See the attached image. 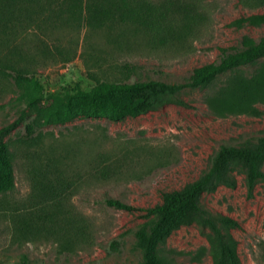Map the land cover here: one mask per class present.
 <instances>
[{
  "label": "rangeland",
  "instance_id": "1",
  "mask_svg": "<svg viewBox=\"0 0 264 264\" xmlns=\"http://www.w3.org/2000/svg\"><path fill=\"white\" fill-rule=\"evenodd\" d=\"M203 5L205 20L185 45L160 50L133 43L116 49L109 39L122 35L120 25L110 31L90 28L83 20L57 22L41 36L49 49L45 54L35 50L39 36H31V74L46 95L76 85L89 91L100 80L185 83L196 68L217 61L222 48L238 46L245 35L264 37V25L233 24L264 13V3L249 7L241 0H203ZM21 91L15 81L0 76V133L13 153L15 176V189L0 195V264H139L136 232L146 221L145 210L161 204L165 193L197 180L223 144L242 147L264 136L263 104L260 117L220 118L205 103L206 91L190 88L181 89L176 101L139 116L78 118L29 134L26 124L39 119L19 99ZM45 173L53 184L59 178L71 183L65 207L88 222L85 242L68 246L54 227L41 223L26 221L28 230L21 227V218L34 209L38 174ZM229 174L231 181L205 193L202 203L239 223L231 234L241 264H261L264 176L250 185L247 170L237 163H231ZM110 200L130 209L110 206ZM210 237L209 228L198 221L181 225L168 237L164 254L178 264H215L209 252L200 262L193 258L211 247ZM115 240L120 246L113 251Z\"/></svg>",
  "mask_w": 264,
  "mask_h": 264
},
{
  "label": "trees",
  "instance_id": "2",
  "mask_svg": "<svg viewBox=\"0 0 264 264\" xmlns=\"http://www.w3.org/2000/svg\"><path fill=\"white\" fill-rule=\"evenodd\" d=\"M249 7H258L264 0H241ZM203 0H0V76L13 80L22 89L19 99L33 111L37 123H27L33 134L37 128L66 124L78 118H105L111 121L139 116L176 101L181 89L206 91L205 103L220 118L232 115L260 117L264 105V37L243 36L236 47L222 48L217 61L196 68L185 83L162 80L133 82L96 81L89 91L80 86L66 87L46 95L45 87L31 74L34 66L31 36L37 34L35 50L49 51L41 36L62 20H83L90 28L113 30L123 26L122 35L109 39L116 49L123 46L160 50L184 46L205 20ZM237 28L264 25V13L241 17L233 22ZM129 31L130 36L126 34ZM141 38V43L136 39ZM31 43V47H30ZM28 47V48H26ZM237 163L247 170L250 185L264 176V136L250 140L246 146L223 144L211 157L209 168L181 190L165 193L161 204L145 210L146 221L136 232L137 248L142 253L139 264H178L165 253L171 232L198 221L211 232L208 249L203 247L194 260L200 262L207 252L215 264H241L237 243L231 230L239 223L223 213H214L202 203L205 193L220 183L231 181L230 165ZM15 189L14 157L0 133V195ZM71 183L59 178L53 184L49 174H38L32 196L34 209L22 217L39 226H50L62 235L64 244L85 242L88 222L65 207L66 192ZM40 209L37 208V205ZM109 205L130 209L120 201ZM113 251L120 243H111ZM173 254L175 252L169 251ZM264 264V254L261 257Z\"/></svg>",
  "mask_w": 264,
  "mask_h": 264
}]
</instances>
